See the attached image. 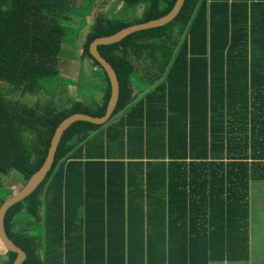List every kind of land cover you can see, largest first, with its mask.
<instances>
[{
  "label": "trees",
  "instance_id": "1",
  "mask_svg": "<svg viewBox=\"0 0 264 264\" xmlns=\"http://www.w3.org/2000/svg\"><path fill=\"white\" fill-rule=\"evenodd\" d=\"M120 1L141 14L95 13L83 35L96 0H0V204L41 166L62 119L105 113L110 81L90 42L176 0ZM97 49L117 103L103 123L72 122L44 179L6 210L20 264L246 262L249 191L264 182V0H184L169 22ZM77 53L96 75L62 72Z\"/></svg>",
  "mask_w": 264,
  "mask_h": 264
},
{
  "label": "water",
  "instance_id": "2",
  "mask_svg": "<svg viewBox=\"0 0 264 264\" xmlns=\"http://www.w3.org/2000/svg\"><path fill=\"white\" fill-rule=\"evenodd\" d=\"M183 2L184 0H176L170 11L157 18L125 26L115 33L106 36L96 37L90 42L89 53L101 64V66L106 71L110 81V96L106 104L105 113L102 116H93L83 112H75L62 119L53 132V135L50 139V145L48 147L46 157L43 163L41 164V166L31 174L29 179L19 190H17L12 195L7 197L0 204V242L4 245V247L7 250L16 252V256L12 264H20L21 261L25 258L26 253L21 247L15 244V242L7 235L5 231L4 216L6 210L13 203L19 201L27 194H29L44 179L48 169L51 167L54 158V153L58 145V142L60 140V137L63 131L72 122L76 120H87L94 123H103L110 117L117 103L118 93H119V83L116 76V72L111 66V64L99 53L97 49V45L100 43L116 42L134 31L165 24L176 16Z\"/></svg>",
  "mask_w": 264,
  "mask_h": 264
},
{
  "label": "crops",
  "instance_id": "3",
  "mask_svg": "<svg viewBox=\"0 0 264 264\" xmlns=\"http://www.w3.org/2000/svg\"><path fill=\"white\" fill-rule=\"evenodd\" d=\"M97 5L94 10L86 17L85 25L82 28L83 35L93 22L95 13H104L108 16H112L113 13L123 16L125 15L129 19H134L141 14L142 7L140 5H132L126 9H123V2L120 0H96ZM83 36L78 39V47L83 43ZM78 65V69L75 72L73 78H79V75L83 71V76L90 77L97 74L95 72L94 65L88 57H80L78 53L74 59H71ZM135 64V72L139 75H143V63L141 60L132 59ZM73 89V88H72ZM139 93L137 89L134 90V94ZM102 91L97 92V99L101 98ZM249 214H248V240H249V256L248 260L243 264H264V182L251 183L249 191ZM216 264H229L226 262Z\"/></svg>",
  "mask_w": 264,
  "mask_h": 264
},
{
  "label": "rangeland",
  "instance_id": "4",
  "mask_svg": "<svg viewBox=\"0 0 264 264\" xmlns=\"http://www.w3.org/2000/svg\"><path fill=\"white\" fill-rule=\"evenodd\" d=\"M115 13V12H114ZM66 64H61L60 68L62 70V72H65V74L67 73L68 77L73 78L75 76V72L78 69V65L75 64V62L73 60H68L66 61ZM70 87V85L68 86V88ZM70 90H72V88H70ZM14 179H7L4 178L3 182L8 184V186H13L14 185ZM0 252H4V248L0 242Z\"/></svg>",
  "mask_w": 264,
  "mask_h": 264
},
{
  "label": "bare ground",
  "instance_id": "5",
  "mask_svg": "<svg viewBox=\"0 0 264 264\" xmlns=\"http://www.w3.org/2000/svg\"><path fill=\"white\" fill-rule=\"evenodd\" d=\"M93 57V56H92ZM39 185V184H38ZM36 188V187H35ZM16 244V243H15ZM25 259V258H24Z\"/></svg>",
  "mask_w": 264,
  "mask_h": 264
}]
</instances>
